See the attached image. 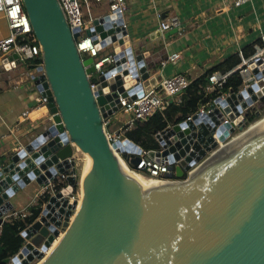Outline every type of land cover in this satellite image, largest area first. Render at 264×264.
Wrapping results in <instances>:
<instances>
[{"label":"water","instance_id":"1","mask_svg":"<svg viewBox=\"0 0 264 264\" xmlns=\"http://www.w3.org/2000/svg\"><path fill=\"white\" fill-rule=\"evenodd\" d=\"M22 4L41 50L43 72L32 80L53 123L0 166V225L13 212L11 197L20 188L68 174L65 187L48 196L38 217L20 232L21 248L3 262L264 264V111H255L258 118L250 123L245 119L264 95V61L248 62L251 83L229 89L212 100L208 112L155 135L158 147L148 155L167 159L173 170L166 175L168 185L134 181L115 154L133 152V143L110 145L102 121L119 110V96L140 97L141 82L149 76L119 27L122 19L115 26L107 15L92 20L95 48L109 46L115 53L91 89L86 75L94 72L92 58L81 59L74 43L79 28H69L57 0ZM12 59L15 54L0 66L10 69ZM138 161L130 159L134 166Z\"/></svg>","mask_w":264,"mask_h":264},{"label":"crops","instance_id":"2","mask_svg":"<svg viewBox=\"0 0 264 264\" xmlns=\"http://www.w3.org/2000/svg\"><path fill=\"white\" fill-rule=\"evenodd\" d=\"M125 1L127 36L132 52L142 56L149 73L146 85L174 73L184 74L191 81L228 56L239 54L244 46L260 40L264 34V0H240L238 5L236 0ZM173 15L178 17L181 30L160 32L159 20ZM175 52L179 53L177 60H166ZM236 68L238 65L233 69ZM24 72L20 63L14 68L0 69V166L9 154L53 123L52 114L39 103ZM25 110L28 116L22 117ZM110 120L112 125L113 116ZM132 125L128 126V119L123 122L126 129ZM41 189L42 185L31 181L14 193V214L26 213L37 204ZM13 212H8L3 222L12 218Z\"/></svg>","mask_w":264,"mask_h":264},{"label":"built area","instance_id":"3","mask_svg":"<svg viewBox=\"0 0 264 264\" xmlns=\"http://www.w3.org/2000/svg\"><path fill=\"white\" fill-rule=\"evenodd\" d=\"M59 8L63 14V17L69 26L70 29L79 28V35L77 36L75 43V48L78 54H83L85 57H91L93 61L94 72L87 74V79L89 82V87L92 89L97 83V78L100 74L103 73V64L106 63L108 67L112 66L114 59L113 54L115 51L110 50V52L101 53L103 49L107 46L102 47L100 50L95 48L94 40L97 38V34L94 32L92 20L99 16H109V22L115 26V20L117 18L122 19V23L119 27L126 29V23L124 21V13L126 12V1L125 0H57ZM240 0L235 1V5H238ZM101 5L103 7V12L97 15H89V10L91 6ZM0 17L5 21L7 34L0 36V61L7 58L9 55L15 54L16 59H12L8 63L11 68H14L20 62H25V77L27 83L30 85V88L37 93V98L39 103L45 104V100L39 95V92L36 88V85L33 83V77L38 76L43 72V70H38L42 66V61L38 64H33V61L41 58L40 45L37 42L32 28L30 26L28 17L24 11L22 0H0ZM91 30L90 35L85 34L86 29ZM158 30L160 32L170 30L171 28L181 30L179 19L177 16L173 15L166 19H161L158 22ZM127 34V33H126ZM129 48H131L129 46ZM240 54V53H239ZM260 57L264 61V34L260 37V44L255 49V52L246 59L241 60V63L238 65V68L232 69L229 72L220 73L212 72L208 75V84L204 87L206 92L217 91L219 92L222 86L225 84L228 75L238 70L239 75L242 78V87L251 83L254 78L250 73L248 67V62L253 61L255 58ZM83 57H81L82 59ZM179 58V53L175 52L166 56V60L175 61ZM18 60V63L15 62ZM164 62H162L163 65ZM31 66V67H29ZM0 69H5L3 66H0ZM137 72V68L135 69ZM132 78V76H131ZM141 82L142 84V95L135 99H129L126 97L119 96V110L126 112L130 115L128 118V126L132 125L135 121L144 122L147 121L154 113L162 112L166 106L169 104H177L180 101L181 96L184 91L190 84L189 79L181 73H174L168 77H164L159 80L156 84H147ZM240 87V88H242ZM227 92H219L215 97L223 98ZM264 98V95L262 96ZM260 98L258 101L262 99ZM214 99V98H213ZM212 99V100H213ZM211 100V102H212ZM253 103L252 106L248 108L247 111L254 110L260 114L258 111V103ZM200 106L195 112L190 115H187L184 119H189L193 114H204L209 111V104ZM257 105V106H256ZM22 117L28 116V110H25L21 113ZM112 116L103 118V129L105 137L110 145L116 141L124 142V140H129L134 144L129 146L133 152L117 151L115 154L117 158L127 167L130 168V171H133L137 174H143L150 178H155L157 180L167 181V174L173 173V170H170L169 164L166 158H159L154 160L148 155V151L151 149H144L140 145L134 143L132 140L121 137L119 130H111L110 123ZM247 120V118L245 117ZM249 123V121H248ZM168 124L166 127H169ZM165 127V128H166ZM164 128V129H165ZM163 130V129H162ZM161 130V131H162ZM161 131H158L154 134H159ZM123 145H128L127 142ZM73 146V145H71ZM139 150V152H138ZM115 151V149H114ZM133 156L139 158L138 163L134 166L130 163V159ZM68 172L63 174H58L52 180H47L46 183L42 184V189L39 195V198H43L45 195L48 197L53 195L58 190L62 189L66 185V176ZM73 198H75L73 196ZM44 203V202H43ZM14 214V212H13ZM29 214V213H28ZM22 218L27 215V212H20ZM17 214L12 216L13 218L18 217ZM63 231L60 233V235ZM56 239V238H55ZM45 254V253H44Z\"/></svg>","mask_w":264,"mask_h":264},{"label":"trees","instance_id":"4","mask_svg":"<svg viewBox=\"0 0 264 264\" xmlns=\"http://www.w3.org/2000/svg\"><path fill=\"white\" fill-rule=\"evenodd\" d=\"M259 44L260 40H257L252 44L246 45L241 49L240 54H232L205 70L201 75L190 81V84L177 104H169L162 112L154 113L147 121H135L133 123L134 128L126 130L125 137L132 140L136 144L140 143L138 145L144 149H156L158 147L157 142L154 139V134L156 132L161 131L168 124L177 123L183 120L187 115L195 112L200 106L211 102V100L215 98L219 92H227L229 89L237 91L241 87L242 78L239 75L238 70H235L228 75L225 84L219 92H206L204 90V87L208 84V75L210 73L214 71L220 73L231 71L241 63L242 58L246 59L251 56L255 52L254 45ZM40 62L41 58H38L33 61V64H38ZM260 102L261 104H264V98H262ZM246 118L249 122H252L258 117H256L254 110H249ZM141 136H144L145 140H142L140 138ZM77 187L78 185L75 184L74 191L77 190ZM46 199L47 196L45 195L42 199L40 198L38 200L37 204L29 207L27 215L23 218L18 215V217L9 218V220L4 221L1 224L0 264H5L3 260L5 258L12 257L21 248L23 239L20 236V232L38 217L41 206Z\"/></svg>","mask_w":264,"mask_h":264},{"label":"rangeland","instance_id":"5","mask_svg":"<svg viewBox=\"0 0 264 264\" xmlns=\"http://www.w3.org/2000/svg\"><path fill=\"white\" fill-rule=\"evenodd\" d=\"M103 12V7L101 5H94L90 7L89 10V15L93 16V15H97ZM126 14V12L124 13V15ZM1 15V14H0ZM0 34L1 36L6 35L7 34V29H6V25H5V21L4 19L0 18ZM133 37H131L132 39ZM111 48L109 46L105 47L103 49V51L101 53H105V52H110ZM81 57H85L83 54L81 55ZM25 62H20V67L25 68ZM258 111L261 113L264 111V104H261V102L258 101ZM113 123L112 125H110L111 127H109L111 130H119L121 137H125V132L126 130H130L133 129V125L129 128L126 129V126H123V122L125 120H127L130 115L126 112H123L121 110H118L116 113H114L113 115ZM250 123V122H249ZM142 140H145L144 136L140 137ZM140 144V143H137ZM142 145V144H141ZM75 150V149H74ZM77 158V157H76ZM76 170H77V177H78V163H77V159H76ZM78 180V179H77ZM78 189V187H77ZM77 191V190H76ZM76 191H74V197H75V193ZM38 261H34L31 264H36Z\"/></svg>","mask_w":264,"mask_h":264},{"label":"bare ground","instance_id":"6","mask_svg":"<svg viewBox=\"0 0 264 264\" xmlns=\"http://www.w3.org/2000/svg\"><path fill=\"white\" fill-rule=\"evenodd\" d=\"M239 134V133H238ZM236 134L235 137L238 135ZM234 137V138H235ZM234 138H232L230 141H228L226 143V145H228ZM224 145H220L219 149L222 148ZM75 148V147H74ZM216 152V151H215ZM119 163H120V167H126L119 159H118ZM196 171L193 170L192 173H194ZM129 174H130V177L135 181L137 179H141L143 181H146V182H149V183H152V184H158V185H168L169 184V181H164V180H157L155 178H150L148 176H145L143 174H137L133 171H129ZM63 236V233L61 235H59L54 241L53 243L50 245V247L46 250L45 252V256H47L52 250L53 248L56 246V244L58 243V241L60 240V238Z\"/></svg>","mask_w":264,"mask_h":264}]
</instances>
